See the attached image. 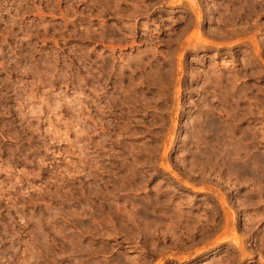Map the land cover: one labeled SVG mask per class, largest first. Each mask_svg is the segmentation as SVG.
Instances as JSON below:
<instances>
[{
  "label": "rangeland",
  "instance_id": "rangeland-1",
  "mask_svg": "<svg viewBox=\"0 0 264 264\" xmlns=\"http://www.w3.org/2000/svg\"><path fill=\"white\" fill-rule=\"evenodd\" d=\"M0 264H264V0H0Z\"/></svg>",
  "mask_w": 264,
  "mask_h": 264
}]
</instances>
